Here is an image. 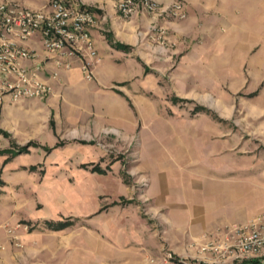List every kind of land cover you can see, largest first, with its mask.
Listing matches in <instances>:
<instances>
[{"label": "crops", "instance_id": "0c3cea01", "mask_svg": "<svg viewBox=\"0 0 264 264\" xmlns=\"http://www.w3.org/2000/svg\"><path fill=\"white\" fill-rule=\"evenodd\" d=\"M86 1L96 9L92 13L94 19H99L89 28L90 36L97 35L99 40H106L109 37L113 43L129 46L131 49L127 51V54L130 56L122 61H116L98 55L99 61L94 68V79L87 81L81 73L79 58L64 60L47 55L38 34L24 42H17L20 47L36 55L35 59L24 60L21 65L31 69L34 64H38L39 79L51 87V93L44 99H23L18 102H13L8 95L0 98V130L9 135L5 139V136L0 134V152H8L6 156L0 155V166L5 161L0 171V180L3 184L7 187L22 186L21 178L25 174L30 183V189L36 190V193L42 191L47 193V190L58 191L61 183L58 179H53V174L57 170L53 155L60 157L61 154L56 150L46 155L45 160L43 159L44 163L37 161L39 165V168L36 167L37 173L28 170L33 165H28L26 162L29 163L31 157L41 153L40 148H30L29 154L15 155V145L24 147L34 142L39 147L47 145L54 147L59 140L89 141L107 136H113L117 141L127 140L129 144L133 140L137 143V114L149 113V118L152 117L148 122L149 129L151 131L160 129L158 138L163 145L165 140L172 142V148L169 151L171 158L165 160L169 163L159 168L162 172L166 171V179L164 180L162 175L154 176L153 172L158 168L157 163L149 167V174L154 177L151 193L157 208H165L167 213L170 211L171 214L174 208L176 197L174 190L170 188L173 184L170 183V176L174 175L171 161L186 162L189 167V161L198 160L205 163L203 167L207 177L212 176L215 179L221 174H229L230 178L245 177L236 182L235 187L234 180L221 182L215 179L212 182H206L203 189H193V193L197 194L198 199L203 200L205 205L211 206L221 216L225 213L231 214L232 222L247 220L264 212V170L261 169L254 155L245 157V165H239L237 160L224 166L219 162L218 157L226 142L222 140V120L216 115L219 111L216 102H221L223 98L222 86L224 85L229 90V95H238L242 89L248 90L251 96L246 99L260 104L258 111L255 108H249L251 117L264 118V71L260 74V70L264 68V0H156L163 6H170L180 1L186 9L185 19L165 21L162 26H158L164 31V42H161V47L157 44V25L153 28L145 23L143 18L138 16L137 8L130 18L125 19L117 9L119 0ZM1 3L15 4L10 0H0ZM47 4L48 1L42 5L41 9ZM24 8L31 9L28 6ZM241 14L244 15L242 17L244 19H241ZM233 17L240 19L238 26H234L231 19ZM218 19L228 22L227 28L222 29L223 27H217L218 25L215 24L213 27V22L215 23ZM208 22L212 24L206 25ZM206 26L209 28L205 32L211 34L224 32L232 36L240 31L245 32L249 36V42L236 43L232 38L229 41L221 40V42L219 38L217 42L211 43L205 41L191 43L186 40L204 30ZM254 48L259 49L256 62H252L253 55L250 56ZM56 61L62 65L58 66ZM66 61L70 63L68 69L63 65ZM137 62L141 66L139 75H137ZM123 65L124 70H120ZM257 71L259 74L255 78L254 74ZM251 80L255 82L254 87L247 89ZM164 87L183 103H193L194 106L203 107L219 120H211L199 113L191 114V117L186 119L158 115L157 102L149 96L152 98L163 96V91H166ZM206 95L213 100L207 105L203 99ZM126 98L131 101L134 111L129 108ZM170 106V110L172 107L177 111L180 110L176 105ZM94 113L98 114V118L102 120L101 123L93 117ZM171 113L174 114V111ZM104 121L108 124L103 125ZM75 126L83 128L82 134ZM260 128L264 129L263 119L257 127V129ZM255 134L259 136L258 131ZM156 137H150L149 141L145 139L150 148L158 147L159 140H156ZM259 140L264 145V140ZM133 150L134 154H137V149L133 147ZM194 150H200V155L197 154V156ZM157 154L160 156V152ZM157 154L155 155L158 156ZM148 159L158 161L157 158ZM181 175L185 176L184 173ZM114 176L110 173L96 176L102 179L100 186H102L103 194L101 195L118 192L115 188H118L120 183L118 184L119 180L115 181ZM189 180L186 173V179L184 178L182 184L185 185V182L187 184ZM80 189L87 196L78 201L77 199H80L77 195L78 190L72 189L71 194H75L74 200L70 202L71 197L68 195V200L65 197L61 204L58 203L56 208L59 209L51 215H44L42 212L44 206L41 205V209L37 208L38 199H36L29 215L19 214L18 221L37 222L50 217V221L55 222L67 216L90 218L86 221L87 229L101 237L100 242L97 243L101 248L108 244L124 250L123 253L110 252L96 256L89 253L85 260L80 261V264H108L109 262L117 264L131 261L134 256L139 264L143 257L151 255L150 234L133 230L130 225L131 211L128 212V207H117L120 209L117 212L118 217L111 219L110 209L97 213L103 206L90 195L93 189L90 188L89 191L83 187ZM183 192L186 194L185 190ZM186 199V197L182 198L181 203ZM13 202L12 215L17 218L14 216L17 210L23 209L26 205L24 202L18 203L15 200ZM139 206L137 201V208ZM78 207L80 212L76 211ZM70 227L59 231L44 229L50 235H57ZM42 235L37 232L29 234L28 237L39 240ZM111 242L114 243L111 244ZM132 242L136 244L134 250L131 246ZM82 245L88 248L87 244ZM73 246L77 248V243ZM133 251L136 252L132 253ZM2 261L3 253L0 252V264Z\"/></svg>", "mask_w": 264, "mask_h": 264}, {"label": "rangeland", "instance_id": "374dc122", "mask_svg": "<svg viewBox=\"0 0 264 264\" xmlns=\"http://www.w3.org/2000/svg\"><path fill=\"white\" fill-rule=\"evenodd\" d=\"M10 1L18 6H28L31 9L38 10L50 0ZM68 1L71 2L72 6L85 8L91 13L96 10L86 0ZM148 1L155 3L156 11L151 12L147 10L144 7L145 0H137V14L143 18L145 23L150 24L153 28L157 25V44L161 47V42H164V31L158 26H162L165 21L173 22L185 19L186 9L180 1H176L170 6L160 5L156 0ZM176 5L181 7L180 12L177 10V12H174ZM240 17L244 19L242 18L244 17L243 14ZM231 19L233 20L234 26L240 24L239 18L233 17ZM98 21L99 19L95 20V22ZM208 24L212 23L208 22L206 25ZM214 24L218 25L217 27H223L222 29H225L229 23L218 19L215 23L213 22V27H215ZM208 28L206 26L204 30L196 33L192 37L190 36L186 40L191 43L199 41L211 43L217 42L219 38L220 42L221 40L229 41L232 38L236 43L249 42V36L245 32L240 31L232 36L224 32L222 34H211L210 32H205ZM212 36L214 38H211ZM91 40L98 55L106 58L109 57L116 61H122L124 58L130 56L124 49L114 47L112 42L106 41L107 39L99 40L97 35H93L91 36ZM251 55H253L252 62H256L259 57V49L254 48L251 50ZM95 67L96 64L91 68L92 74H94ZM136 68L137 75H139V72H141L139 62H137ZM131 69L133 70V66H131ZM120 70H124V65ZM263 71L264 68L260 70V74ZM258 74V71L255 72V78ZM254 84V80H251L247 89H252ZM222 90L223 98L221 102H216L219 108L216 115L222 120V140L226 142V145L223 144L222 146L221 154L218 157L220 159L219 162L224 166L237 160L239 165H245V157L254 155L258 159L257 163L264 170V145L259 140H264V129H257L259 123L264 118H252L249 112V108H255L258 111L260 104L256 103V101L246 99L251 96L248 90L242 89L238 95H229V90L224 85L222 86ZM149 98L157 102L158 115L166 118L172 116L177 119H186L191 117V114L196 115L199 113L206 115L211 120H219V118H215L213 113H209V110L205 108L204 111H199L197 110L198 106H194L193 103H183L178 98L179 101H175V97L167 88L166 91H163V96L159 95L156 98L149 96ZM203 99L206 105L213 101L208 95L203 96ZM126 101L129 104V108L134 111L131 101L128 98H126ZM137 104L138 106L140 105L139 103ZM171 104L176 105V107L178 106L177 108L180 110L177 111L173 107L170 110ZM171 111H174V114ZM93 117H96L100 123L102 122L98 118V114H95ZM151 118H149V113L137 114V143L133 140L129 144L127 140L117 141L113 136H107L89 141L73 140L72 142H64L59 140L54 147H50L49 145L39 147L34 142L30 144L24 154H29L30 148H40L41 150V153L29 159V163L26 162L28 165H33L28 170L36 171L37 173L38 169L36 167L39 168L37 161L44 163L46 155L56 150L61 154L60 157L53 155L55 156L54 163L57 168L53 174V179H58L61 185L58 191L47 190L45 188L47 193H43V191L36 193V190L30 189V183L26 179L25 174L21 178L22 186L13 185L12 187H7L4 184H0V231L2 232L0 233V252L3 253V263L1 262V264H80V261L85 260L86 255L89 253L93 256L110 252L123 253L124 250L114 248L112 245L106 244L104 248H101L97 244L100 242L101 237L91 233L87 229L86 221L90 218L76 216L62 217L58 221H65L71 218L70 220L73 226L70 225L72 227L69 226L70 228L57 235H50L44 229L45 225L43 222L44 220L50 221V217H46L44 220L37 222L18 221L19 214L29 215L30 209L36 199H38L36 201L37 208L40 207L41 209V205L44 206L42 212L45 216L57 211L59 209L56 208L59 205L58 203L61 204V201L65 197L68 200L70 196V202L73 201L75 194H71L72 189L78 190L77 195L80 196V199L77 200L81 201V198L87 195L81 191L80 187L86 188L88 191L93 189V193L90 195L93 196L92 198H96L101 206H103L97 213L105 209H110L111 219H116L118 217L117 212L120 210L117 207H128V212L129 210L131 211L130 225L133 230L135 232H143L147 235L150 234L149 240L152 245L149 246V249L151 248V255L149 254L143 257L139 264H247L245 261L233 258L231 254L226 253L224 250L231 242V231L236 227L248 225L256 216L248 218L247 220L232 222L231 214L225 213L221 216L211 206L205 205L203 200H199L197 194L193 193V189H203L208 181L212 182L216 179V181L225 182L231 179L234 180L233 182L235 183L233 186L235 187L236 182L245 179V177L230 178L231 176L229 174H221L219 177L213 179L212 176L207 177L205 175L206 171L203 167L204 162L202 161L191 160L189 161V167H187L186 162L171 161V168L173 169L174 175L170 176V183H173L170 188L174 190L176 197L174 208L172 214L170 211L167 213L165 208H157V204L151 193V185L153 186L154 177L149 174V167L155 166V163H157L158 168L154 170V176L162 175L161 177L164 180L166 179V171L162 172L159 168L169 163V161L165 160L171 158L169 151H171L172 142L165 140L164 145L160 142L158 138L161 133L160 129L158 127V130L153 129L151 131L149 129L148 122L151 121ZM107 124V122H103V125ZM67 126L69 128V124ZM75 127L82 134L83 128L80 126ZM1 131L4 132L3 130ZM257 131L259 132V136L255 134ZM0 134L3 137L5 136L2 133ZM155 136H157L156 140H159L158 147L150 148L149 143L145 142V139L149 141L150 137L154 138ZM4 138L6 139L7 137L5 136ZM133 147L137 149V154H134ZM194 151L196 155H200V150ZM158 152H160V156L157 154ZM7 153L6 151H1L0 155L6 156L8 155ZM148 158H157L158 161ZM161 159H164V161H161ZM1 165L0 171H2L5 161ZM109 173L115 175L114 179L116 182L119 180L118 184L120 183V185L118 188H115L118 192L112 193L111 195H101L103 194L102 186H100L102 185V179L96 176ZM180 173H184L185 176L183 177ZM186 173L190 180L188 182L189 184L185 182V185H183L182 181L184 178L186 179ZM110 185L113 184L110 183ZM188 186L189 189H187ZM183 190H185L186 194ZM185 197L187 199L181 203L183 201L181 199ZM178 199L181 201H177ZM14 200L18 201V203L24 202V205H26L23 209L17 210L14 215L17 218L12 215ZM137 201L140 204L139 208H137ZM76 211L80 212V208L78 207ZM32 229L33 231H31ZM37 232L43 234L41 239L36 240L35 238L28 237L29 234ZM75 243H77V248L73 246ZM82 244H87L88 248ZM131 246L133 249L136 247V244L132 242ZM154 247L155 249H153ZM135 252L133 251L132 253ZM132 259L131 261L128 260L127 262L117 264H137L136 256ZM258 260L259 263L257 264H264V256L258 258ZM110 264H116V262Z\"/></svg>", "mask_w": 264, "mask_h": 264}, {"label": "built area", "instance_id": "2783aa9c", "mask_svg": "<svg viewBox=\"0 0 264 264\" xmlns=\"http://www.w3.org/2000/svg\"><path fill=\"white\" fill-rule=\"evenodd\" d=\"M144 7L155 12V3L145 0ZM137 8V0H119L117 9L123 18L131 17ZM174 12L181 11L176 5ZM177 10V11H176ZM182 13V12H181ZM93 14L72 6L68 0H50L41 10H32L11 3L0 4V98L8 95L13 102L23 99H44L51 87L38 77L40 66L31 69L21 65L36 55L17 42H24L38 34L44 52L64 60L76 57L81 61L80 70L87 81L94 79L91 68L99 61L93 47L89 28L93 26ZM56 64L62 65L59 61ZM68 69L70 63L66 61ZM231 242L225 252L241 261L264 256V212L248 225L231 231Z\"/></svg>", "mask_w": 264, "mask_h": 264}, {"label": "trees", "instance_id": "16d2710c", "mask_svg": "<svg viewBox=\"0 0 264 264\" xmlns=\"http://www.w3.org/2000/svg\"><path fill=\"white\" fill-rule=\"evenodd\" d=\"M107 39L109 40V42H112V44H113L114 47L124 49L125 51H129L131 49L129 46H124V45H121V44H119L117 42L116 43H113V41L110 40L109 37H107ZM175 101H179V100L177 98H175ZM197 110L204 111L205 109L203 107H197ZM0 133H2L3 135H5L6 137L9 136L6 132H2L1 130H0ZM30 144H32V143H29L28 145H26L24 147H17L15 145L14 147H15L16 151L14 152V154L17 155V154L26 152L27 147ZM99 172L102 173L101 171H99ZM0 184H3V182L1 180H0ZM70 219L71 218H68L65 221H58V222H54V221H44L43 223H44L46 229L52 230V231H59V230H63L65 228L69 227L70 225H72V221ZM31 231H33V229ZM245 262L247 264H257V263H259V260L258 259H255V260H249V261H245Z\"/></svg>", "mask_w": 264, "mask_h": 264}]
</instances>
